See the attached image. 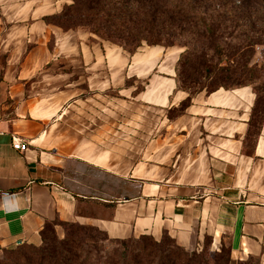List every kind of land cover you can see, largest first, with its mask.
Returning a JSON list of instances; mask_svg holds the SVG:
<instances>
[{"label":"crops","instance_id":"1","mask_svg":"<svg viewBox=\"0 0 264 264\" xmlns=\"http://www.w3.org/2000/svg\"><path fill=\"white\" fill-rule=\"evenodd\" d=\"M70 1L0 0V251L20 243L41 245L47 223L59 235L61 222L92 225L112 239L142 234L159 238L171 231L186 247L200 228L213 232L215 239L227 234L233 259L257 258L264 264V202L249 200L250 187H242L232 172L235 160L264 154V142L251 155L243 151L255 101L251 87L192 95L170 122L178 126L177 151H146L148 160H172V167L147 164L144 177L130 169L124 184L120 176L107 177L104 166L81 162L73 154L61 156L52 147L46 121L33 116L48 110L40 97L72 96L77 59L87 69L95 58L100 65L89 43L79 37L75 41L74 31L45 19ZM63 57L64 70H40L63 62ZM103 75L92 72V79ZM38 78H64V88L55 82L41 84ZM169 80L174 88L169 95L164 92L163 102L169 108L180 106L189 93ZM263 135L264 124L259 141ZM14 137L28 141L29 148L15 150ZM98 167L104 171H95ZM158 171H168L169 177L158 179ZM173 171L185 179L175 181ZM107 178L117 187L107 186Z\"/></svg>","mask_w":264,"mask_h":264},{"label":"rangeland","instance_id":"2","mask_svg":"<svg viewBox=\"0 0 264 264\" xmlns=\"http://www.w3.org/2000/svg\"><path fill=\"white\" fill-rule=\"evenodd\" d=\"M72 2L73 0L69 4ZM240 2L243 6L238 8ZM228 8H233V12L227 16L218 15L220 11L224 12ZM258 8L259 4L254 0H215L210 13L213 15L217 35H222L226 42L231 41L233 47L238 46L243 33L259 27L260 13L255 14ZM48 21L54 25H62L65 30L74 31V40L76 41L77 37L84 39L90 44L93 56L100 57V65L95 58L94 63L88 65V69L79 59L75 61V86L71 97L67 98L64 94L55 96L53 93L40 97L41 101L48 104V110L35 111L33 116L46 121L45 128L50 130L52 147H55L61 156L73 154L74 159L81 162L88 159L104 166L108 170L107 177L120 176L123 184L127 181L125 176H129L130 169L136 170L135 176L144 177L147 164L148 167L152 164L172 167V160H148L146 151L154 149L159 152H172L171 154L177 151L178 126L177 123L172 126L170 122L178 116L184 105L169 108L163 98L164 92L169 95L174 88L169 79L176 81L177 62L185 47L173 38H164L160 42L161 45L143 43L134 55H130L120 45L104 40L96 34L79 28H69V25H72L69 20L49 18ZM228 35L231 36L226 39L225 36ZM255 51L251 62L261 64L264 61V45H257ZM75 57L79 58V54L76 53ZM64 58L66 57H63V62L57 61L55 65L49 64L40 70H64L61 68L65 64ZM203 58L205 65L199 63L198 59L185 64L180 61L179 64V69L189 79L201 78V83L186 84L191 86L189 91L192 94L204 87L212 90L218 86L207 76L204 69L208 67L212 71L216 70V58L208 49H205ZM225 63L223 60L222 64ZM98 71L104 72V77L92 79V72ZM49 82L55 81L39 80L41 84ZM55 83V86L62 89L65 79H59ZM259 126L257 119L252 130L246 135L243 149L246 154H253L255 146L264 142V135L260 141L257 135ZM233 168L237 182L242 187L246 184L250 187L249 200L264 202V198H261L264 197V154L253 159L244 157L239 161L235 160ZM74 169H78L76 164ZM246 169L248 171H245ZM95 171L104 170L98 167ZM158 172V179L169 177L168 171ZM173 179L182 182L185 176L176 171ZM109 182L107 178V186L117 187ZM45 233L48 245L54 249H69L70 245L63 246L56 241L68 237L79 244L80 251L89 250L103 261L113 256L117 264H262L257 258L233 259L227 234L215 239L213 232L200 228L193 233L192 244L188 247L183 246L171 231H164L159 238L150 234L129 237L132 241L128 243L127 248H124L121 242H114L105 232L87 224L63 225V233L60 235L56 230L54 234L52 227L48 226ZM14 248L16 246L0 251V264L13 257ZM18 252L29 256L32 250L20 248ZM113 252L120 255L114 256Z\"/></svg>","mask_w":264,"mask_h":264},{"label":"trees","instance_id":"3","mask_svg":"<svg viewBox=\"0 0 264 264\" xmlns=\"http://www.w3.org/2000/svg\"><path fill=\"white\" fill-rule=\"evenodd\" d=\"M254 1L259 4V8L255 11V14L260 13L259 27L243 33L236 47L232 46L231 41L223 40L222 35H217L215 31L213 15L210 13L215 0H73L71 4L65 5L60 13L47 16L45 19L69 20L72 24L69 28L84 29L96 34L104 40L120 45L130 55H134L143 43L161 45L160 42L164 38H173L185 47L177 62L176 88L189 93V96L178 106L184 105L180 112L190 103L194 95L189 91L191 86L186 84L201 83V78L189 79L179 69L180 61L185 64L193 63L198 59L199 63L205 65L204 51L210 50L212 56L216 58L214 64L216 70L212 71L208 67L204 69L207 71V76H210L218 86L212 90L204 87L196 93L204 90L210 93L220 88L232 90L251 87L255 101L247 133L252 130L258 119L260 126L257 135H259L264 124V61L261 64L251 61L256 52L255 47L264 45V0ZM242 6V2L237 5L238 8ZM232 12L233 8H228L224 12L220 11L218 15L227 16ZM57 26L63 28L60 24ZM230 36L225 38L228 39ZM201 54L203 55L200 56ZM223 60L226 61L225 64H222ZM59 224L74 225V223L62 222ZM48 226L52 227L55 234L54 225L47 223L45 229ZM144 237L151 238L146 235ZM56 241L63 246L70 245V248L54 249L49 246L47 233L44 230L41 245L20 243L12 249L13 257L3 264H117L113 256L103 261L89 250L80 251L79 244L72 238L65 237ZM115 241L121 242L120 244L127 248L132 239H114ZM20 248L30 249L32 253L29 256L18 254ZM112 254L120 255L114 252Z\"/></svg>","mask_w":264,"mask_h":264},{"label":"built area","instance_id":"4","mask_svg":"<svg viewBox=\"0 0 264 264\" xmlns=\"http://www.w3.org/2000/svg\"><path fill=\"white\" fill-rule=\"evenodd\" d=\"M12 147L15 150L26 151L29 148V142L19 137H14L12 140Z\"/></svg>","mask_w":264,"mask_h":264},{"label":"bare ground","instance_id":"5","mask_svg":"<svg viewBox=\"0 0 264 264\" xmlns=\"http://www.w3.org/2000/svg\"><path fill=\"white\" fill-rule=\"evenodd\" d=\"M171 61V60H170Z\"/></svg>","mask_w":264,"mask_h":264}]
</instances>
